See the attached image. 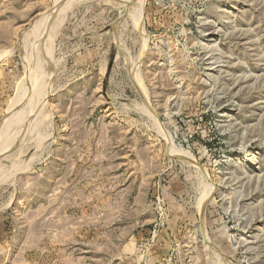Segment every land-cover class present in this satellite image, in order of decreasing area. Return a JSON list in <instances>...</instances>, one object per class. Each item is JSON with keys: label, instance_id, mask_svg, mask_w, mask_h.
<instances>
[{"label": "rangeland", "instance_id": "374dc122", "mask_svg": "<svg viewBox=\"0 0 264 264\" xmlns=\"http://www.w3.org/2000/svg\"><path fill=\"white\" fill-rule=\"evenodd\" d=\"M0 127V264H264V0H0Z\"/></svg>", "mask_w": 264, "mask_h": 264}, {"label": "bare ground", "instance_id": "6f19581e", "mask_svg": "<svg viewBox=\"0 0 264 264\" xmlns=\"http://www.w3.org/2000/svg\"><path fill=\"white\" fill-rule=\"evenodd\" d=\"M130 2H131V0H130ZM137 2H138V1H137ZM137 2H135V3L138 5L139 2H138V3H137ZM124 3H125V2H124ZM133 3H134V2H133ZM126 4H127V3H126ZM131 4H132V3H131ZM138 6H139V5H138ZM141 7H142V6H141ZM134 8H135V7H134ZM60 10H62V8H61ZM134 10H135V9H134ZM135 11H136V10H135ZM131 12L133 13L134 11H131ZM57 13H58V12H57ZM53 14H54V13H53ZM133 14H134V13H133ZM133 14H132V15H133ZM56 15H58V14H56ZM136 15H137V12H136ZM133 16H135V14H134ZM133 16H131V17H133ZM50 17L52 18V15H50ZM54 17H57V16H54ZM58 17H59V16H58ZM58 17H57V18H58ZM135 17H137V16H135ZM135 17H134V19H135V21H136V18H135ZM48 18H49V17H48ZM138 18H139V17H138ZM46 19H47V18H46ZM59 19H60V18H59ZM132 20H133V19H132ZM135 21H134V22H135ZM43 22H44V21H43ZM136 22H137V21H136ZM49 23H50V22H49ZM42 24H43V23H42ZM45 25H46V24H45ZM49 25H50V24H49ZM59 25H60V24H59ZM136 25H137V24H136ZM52 26H54V24H53ZM52 26H50V27H52ZM50 29H51V28H50ZM47 30H48V28H47ZM51 30H52V29H51ZM52 31H53V30H52ZM52 31H51V32H52ZM31 36H32V34H31ZM35 37H36V36H35ZM47 37H48V36H47ZM52 37H53V36H52ZM44 39H45V38H44ZM49 43H50V42H49ZM49 47H50V45H49ZM26 50H27V49H26ZM45 50L48 52V48H45ZM35 51H36V50H35ZM46 51H45V52H46ZM47 52H46V53H47ZM36 53H37V52H36ZM47 54H48V53H47ZM44 55H45V54H44ZM37 56H38V55H36V57H37ZM34 58H35V57H34ZM37 58H38V57H37ZM45 58H46V56H45ZM45 58H44V59L42 58V61L45 60ZM31 59H32V58H31ZM34 62H35V61H34ZM37 62H39V61H37ZM46 63H47V62H46ZM40 64H41V63H40ZM36 65H37V64H36ZM44 65H45V64H44ZM47 66H48V64H47ZM28 67H29V66H28ZM28 67H27V68H28ZM35 67H36V66H35ZM47 68H48V67H47ZM36 69H37V68H36ZM38 69H39V68H38ZM30 70H31V69H30ZM28 71H29V70H28ZM28 71H27V72H28ZM32 71H33V70H32ZM33 72H34V71H33ZM41 72H42V71H41ZM39 73H40V72H39ZM42 73H43V72H42ZM27 74H30V72L27 73ZM33 76H34V75H33ZM35 76H36V75H35ZM45 76H46V75H45ZM28 77H29V75L27 76V78H28ZM39 77H40V76H39ZM42 77H43V76H42ZM42 77H41V78H42ZM29 78H30V77H29ZM35 79H36V78H35ZM42 79H43V78H42ZM40 80H41V79H40ZM38 81H39V80H38ZM32 82H33V81H32ZM37 83H38V82H37ZM39 84H40V83H39ZM41 84H42V82H41ZM37 85H38V84H37ZM35 86H36V85H35ZM39 88H40V87H39ZM35 89H37V88L35 87ZM34 91H35V90H34ZM29 92H30V91H29ZM45 92H46V91H45ZM38 94H39V93H38ZM28 95H29V94H28ZM31 96H32V95H31ZM29 98H30V97H29ZM42 105H43V103H42ZM31 106H32V105H31ZM39 108H40V107H39ZM33 113H34V112H33ZM36 114H37V113H36ZM40 114H41V113H40ZM33 115H34V114H33ZM42 115H43V114H42ZM46 115H47V114H46ZM29 125H30V124H29ZM0 128H1V127H0ZM5 130H6V129H5ZM5 130H4V131H5ZM1 134H2V131H1V133H0V136H1ZM1 137H2V136H1ZM3 138H4V137H3ZM2 140H4V139H2ZM0 141H1V139H0ZM4 141H6V140H4ZM2 142H3V141H1V143H2ZM4 143H5V142H4ZM0 146H2V144H1ZM1 148H2V147H1ZM1 148H0V149H1ZM169 149H170V148H169ZM1 151H2V150H1ZM171 152H172V151H171ZM0 153H1V152H0ZM0 155H1V154H0ZM170 155H171V154H170ZM179 156H180V155L178 154V157H179ZM183 156H184V155H183ZM178 157H177V158H178ZM184 158L186 159V157H184ZM184 158H183V159H184ZM190 159H191V158H190ZM179 160H181V159H179ZM185 161H186V160H185ZM185 161H184V162H185ZM188 161H189V159L187 160V162H188ZM184 162H183V163H184ZM191 162H192V161H190V163H191ZM185 163H186V162H185ZM191 164H193L194 166H196V167H197V170H199V167H198L197 165H195L194 162H192ZM186 165H188V164H186ZM199 172H200V171H199ZM205 173H206V172H205ZM201 175H203V173H202ZM203 176H204V175H203ZM208 185H209V184H208ZM210 191H212V190H210ZM207 197H208V196L206 195V193H204V195H202V196L200 197L201 199H200L199 204H198V210H199V212H200L201 215H202V213L204 212V207H205V203H206ZM199 230H200V229H199ZM199 232H200V234H202V233H201V230H200ZM202 232H203V231H202ZM203 235H204V234H203ZM201 237H203V236L201 235ZM206 240H207V238H201V243H202V244H205V246H206V244L208 245V242H207L208 240H207V241H206ZM210 246H211V245H210ZM216 249H217V248H216ZM210 253H211V252H210ZM217 262H218V261H217Z\"/></svg>", "mask_w": 264, "mask_h": 264}]
</instances>
